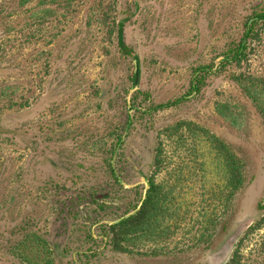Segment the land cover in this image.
Wrapping results in <instances>:
<instances>
[{
  "label": "rangeland",
  "instance_id": "374dc122",
  "mask_svg": "<svg viewBox=\"0 0 264 264\" xmlns=\"http://www.w3.org/2000/svg\"><path fill=\"white\" fill-rule=\"evenodd\" d=\"M263 13L264 0H0V264H264V121L237 83L264 78ZM181 121L241 160L242 189L212 227L200 201L224 169L203 140L206 194L189 184L179 234L157 255L113 250L107 227L139 210Z\"/></svg>",
  "mask_w": 264,
  "mask_h": 264
},
{
  "label": "trees",
  "instance_id": "16d2710c",
  "mask_svg": "<svg viewBox=\"0 0 264 264\" xmlns=\"http://www.w3.org/2000/svg\"><path fill=\"white\" fill-rule=\"evenodd\" d=\"M261 17L264 20V13ZM257 24L260 23L255 22L250 27L251 32L247 34L248 38L252 39L254 27ZM262 25L264 26V22ZM244 37L247 38L246 31ZM117 38L120 50L127 54L130 49L125 43L122 24L118 25ZM242 42L243 40L234 52L236 62L240 64L247 57L248 44L241 54ZM200 70L198 68L196 73ZM196 78L198 80V77ZM237 83L254 103L264 121V78L239 75ZM193 87L196 88V84ZM176 103L179 101L162 104L156 109H166ZM203 140L217 151L222 160L225 185L223 190L217 194L210 195L204 201L201 199L200 203L207 201L208 204L202 208L198 205V209L208 210L205 212L209 216L207 222L214 227L219 218L215 211L232 207L236 194L245 183L243 163L221 139L207 129L193 122H178L167 128L159 138L154 158V173L148 180L149 188L141 208L128 218L107 227L113 250L120 253H134L135 251L142 253L140 251L146 250V254L157 255L164 241H169L179 234L189 214L188 210L182 211L180 207V202L184 199L185 190L189 188V184L193 183L194 186L199 184L198 190H202L200 197L206 194L205 171L200 169L203 166L200 160V144ZM175 158L179 159L180 164V167L176 169ZM163 173L166 175V180H158L156 177ZM199 233L200 231L196 232L194 238L198 239Z\"/></svg>",
  "mask_w": 264,
  "mask_h": 264
},
{
  "label": "water",
  "instance_id": "95a60500",
  "mask_svg": "<svg viewBox=\"0 0 264 264\" xmlns=\"http://www.w3.org/2000/svg\"><path fill=\"white\" fill-rule=\"evenodd\" d=\"M139 78H140V70H139V67L137 66L136 67V72H135V88H138V85H139ZM148 183V182H147ZM141 206H142V204H141ZM141 206H140V208H141ZM139 208V209H140ZM130 216V215H129ZM129 216H127V217H125V218H123V219H126V218H128ZM123 219H121V220H123ZM120 220V221H121ZM119 222V221H118Z\"/></svg>",
  "mask_w": 264,
  "mask_h": 264
}]
</instances>
